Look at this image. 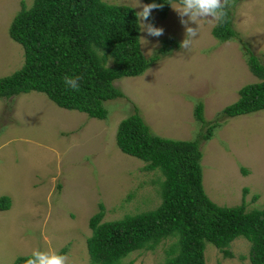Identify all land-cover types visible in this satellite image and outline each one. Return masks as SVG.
<instances>
[{
  "label": "rangeland",
  "instance_id": "rangeland-1",
  "mask_svg": "<svg viewBox=\"0 0 264 264\" xmlns=\"http://www.w3.org/2000/svg\"><path fill=\"white\" fill-rule=\"evenodd\" d=\"M21 1L26 6L32 2L0 0V77L22 65V47L8 36ZM103 1L132 8L136 2ZM176 4L170 3L164 19L154 9L143 21L162 28L159 37L141 31L137 21L139 49L145 57L156 54L164 38H172L177 46L158 55L140 75L115 79L123 96L103 102L105 118L59 107L34 90L0 99V196L10 198L9 208L0 210V264H12L16 256L32 249H53L66 255L68 264H87V222L98 203L103 205L101 221L159 204L161 173L145 170V162L115 144L118 121L135 107L153 134L192 140L203 130L192 114L200 100L204 118L221 123L199 146L205 194L222 206L241 201L245 210L264 206V122H259L264 110L233 119L218 116L236 99L239 87L258 79L248 70L239 41L212 36L213 25L207 19L201 21L191 50L181 49L185 28L171 8ZM229 9L233 28L264 64V0H235ZM140 37L149 43L144 45ZM175 239L164 238L151 250H135L121 259L122 264H163ZM228 248L232 257H223L205 242L204 264H249L245 238H234ZM240 254L246 257L239 259Z\"/></svg>",
  "mask_w": 264,
  "mask_h": 264
},
{
  "label": "trees",
  "instance_id": "trees-1",
  "mask_svg": "<svg viewBox=\"0 0 264 264\" xmlns=\"http://www.w3.org/2000/svg\"><path fill=\"white\" fill-rule=\"evenodd\" d=\"M143 1L162 4L155 9L161 19L171 2L178 3ZM229 8L227 22L212 26L210 32L220 41H239L248 70L258 80L239 87L236 99L220 109L218 116L227 119L264 109V64L233 28ZM135 13L130 6L103 0H32L29 6L21 1L8 26V36L22 47L23 61L18 69L0 77V99L34 90L59 107L105 118L103 102L123 96L113 81L140 75L160 58L158 55L177 46L172 38H164L156 54L145 57L139 49ZM65 76L80 77L79 91L67 89ZM192 114L203 129L192 140L153 134L136 107L118 121L116 146L145 162V170L161 173V200L152 210L111 221H101L103 205L98 203V210L87 222V264H122L121 259L129 253L151 250L167 237L176 239L167 247L163 264H204L205 242L213 244L223 257H232L228 246L238 236L249 242L248 263L264 264V206L245 210L243 201L222 206L208 198L201 184L199 146L221 123L204 118L200 100ZM240 169L247 173L244 167ZM9 206L10 198L1 195L0 210ZM27 256H16L12 264H23Z\"/></svg>",
  "mask_w": 264,
  "mask_h": 264
},
{
  "label": "clouds",
  "instance_id": "clouds-1",
  "mask_svg": "<svg viewBox=\"0 0 264 264\" xmlns=\"http://www.w3.org/2000/svg\"><path fill=\"white\" fill-rule=\"evenodd\" d=\"M232 0H178V3L171 8L180 17V22L185 28V38L180 42V48L183 50H191L194 38L198 36V29L202 20L207 19L208 23L216 26L227 22V9L231 7ZM162 7V4L155 2L143 4L140 0H136L133 8H139L140 11L135 13L141 31L146 32L148 36L159 37L163 35V29L154 27L152 24L143 23L150 18L154 9ZM195 24L196 27H189V24ZM144 45L149 42L140 37ZM101 55H104L101 52ZM80 77H64V84L67 89L79 91ZM203 188V187H202ZM23 264H68V257L60 254L53 249L40 250L32 249Z\"/></svg>",
  "mask_w": 264,
  "mask_h": 264
},
{
  "label": "crops",
  "instance_id": "crops-1",
  "mask_svg": "<svg viewBox=\"0 0 264 264\" xmlns=\"http://www.w3.org/2000/svg\"><path fill=\"white\" fill-rule=\"evenodd\" d=\"M264 110V109H263ZM257 113H259V110L258 111H256ZM256 112H253V113H251L252 115L254 114V113H256ZM233 119V118H232ZM259 122L260 123H262V122H264V117L262 116V118H260V120H259ZM264 131V130H263ZM264 135V134H263ZM200 166H201V164H200ZM202 170V169H201ZM201 173H202V171H201ZM49 196H50V194H48ZM50 197H52V196H50Z\"/></svg>",
  "mask_w": 264,
  "mask_h": 264
}]
</instances>
